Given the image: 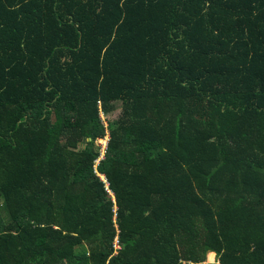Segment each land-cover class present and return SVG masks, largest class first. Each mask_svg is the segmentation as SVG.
<instances>
[{
  "label": "trees",
  "instance_id": "obj_1",
  "mask_svg": "<svg viewBox=\"0 0 264 264\" xmlns=\"http://www.w3.org/2000/svg\"><path fill=\"white\" fill-rule=\"evenodd\" d=\"M0 264H264V0H0Z\"/></svg>",
  "mask_w": 264,
  "mask_h": 264
},
{
  "label": "rangeland",
  "instance_id": "obj_2",
  "mask_svg": "<svg viewBox=\"0 0 264 264\" xmlns=\"http://www.w3.org/2000/svg\"><path fill=\"white\" fill-rule=\"evenodd\" d=\"M120 107H121V105H120V103H118L117 104V107H116V110L110 115V116H108V118H106V117H104V124L106 125H108V121L109 120H115L116 118H118V116H119V114H120ZM100 142L98 141V144H99ZM102 144H104V142H102ZM104 149H106V147L105 148H103V150ZM103 154H104V152H103ZM102 159H104V157H103V155H102V157L97 161V165L100 163V161L102 160ZM104 181H105V178H104ZM118 243H119V240L116 238V240H115V243H114V245H115V247L117 248V249H119L120 248V245H118ZM210 254H212V253H210ZM210 254H209V256H208V262H215V261H217V254H215V258H214V260H212L211 258H210Z\"/></svg>",
  "mask_w": 264,
  "mask_h": 264
},
{
  "label": "built area",
  "instance_id": "obj_3",
  "mask_svg": "<svg viewBox=\"0 0 264 264\" xmlns=\"http://www.w3.org/2000/svg\"><path fill=\"white\" fill-rule=\"evenodd\" d=\"M102 118L104 119V116H103V114H102ZM106 126H107V124H106ZM100 143H99V145L101 146V148H102V155H103V157H104V154H105V150L107 149V147H108V142H109V136H107L105 139H100L99 138V140H98ZM102 142H104V144H102ZM106 147V149H104L103 150V148H105ZM103 152H104V154H103ZM102 155H101V157H102Z\"/></svg>",
  "mask_w": 264,
  "mask_h": 264
},
{
  "label": "water",
  "instance_id": "obj_4",
  "mask_svg": "<svg viewBox=\"0 0 264 264\" xmlns=\"http://www.w3.org/2000/svg\"><path fill=\"white\" fill-rule=\"evenodd\" d=\"M216 262V261H215ZM215 262H212V263H215ZM209 263H211V262H209Z\"/></svg>",
  "mask_w": 264,
  "mask_h": 264
},
{
  "label": "crops",
  "instance_id": "obj_5",
  "mask_svg": "<svg viewBox=\"0 0 264 264\" xmlns=\"http://www.w3.org/2000/svg\"><path fill=\"white\" fill-rule=\"evenodd\" d=\"M216 254V253H215Z\"/></svg>",
  "mask_w": 264,
  "mask_h": 264
}]
</instances>
